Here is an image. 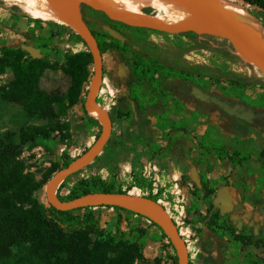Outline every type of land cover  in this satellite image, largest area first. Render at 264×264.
<instances>
[{
	"label": "trees",
	"instance_id": "obj_1",
	"mask_svg": "<svg viewBox=\"0 0 264 264\" xmlns=\"http://www.w3.org/2000/svg\"><path fill=\"white\" fill-rule=\"evenodd\" d=\"M227 1L239 3L264 26V0ZM81 6L85 8H81L83 19L94 34L101 54H112L128 70L124 82L128 98L133 104V110L118 111L117 116L124 117L130 123L142 124L145 119L142 111L152 108L153 115L157 119L155 126L157 129H161L159 131H162V137L168 140L164 148L174 149L179 138L174 135L168 138L169 131H165L164 127L171 123V130H174L185 125L187 120L175 121L170 117L173 108L180 107L181 103L172 96L165 84L171 80H179L203 88V79L196 77L191 70L148 58L132 47L131 34L141 38L142 32L151 29L130 25L106 14L101 15L99 10L85 3H82ZM87 11L91 13L90 19L87 17ZM28 19L36 23L44 22L55 25L52 20H43L33 16H28ZM104 27L116 31L122 39ZM69 34L81 41L86 46V50L67 55L62 64L49 62L44 58H33L21 48L7 46L0 48V74L6 69L12 73V79L8 83L0 85V96L4 100L21 104L27 116L46 121L44 125L19 127L15 131L7 130L0 133V264H137L136 261L139 260L147 263L142 254V248L147 243L150 233L148 228L135 225L137 231L135 240L124 242L116 236H103V230L99 226V216L95 214L92 207L57 210L49 204L45 205L39 202L33 196L41 184L36 180L35 173L27 170L26 164L21 158L22 146L41 145L51 149L54 146L50 137L52 132L64 130L68 133L73 130L70 118L67 122L59 121V116L53 105L57 104L59 114H65L67 111L70 114V110L75 105L84 104L85 99L82 93L92 74L89 68L92 57L86 43L71 29ZM184 34L191 35L194 32L188 31ZM56 35L55 31H51L48 37H36L37 47L46 48ZM57 68L69 77V86L64 93L58 89L47 92L40 87V78L46 69ZM228 81L230 91L223 96H235L246 103L264 106V88H260L252 97L253 94L246 89L251 84L242 79H229ZM96 101L98 105L102 106L99 99L96 98ZM134 116L137 118L135 119ZM111 120L113 122L112 116ZM93 126L100 128L98 119L89 114L84 121V127L89 130ZM99 133L100 129L95 138ZM198 145L201 152L191 160V163L199 169L200 183H204L205 176L203 174L210 172L213 168V163L207 158V154L216 155L221 165L231 164L241 167L251 155L248 149L235 150L224 144L221 139L215 138L209 128ZM162 149L158 143L148 145V151L152 155ZM75 157L69 156L67 150H64L60 160L51 164L45 171V181L55 171L68 165ZM201 163H205V168L200 167ZM88 165L68 176L60 184L57 195L61 200H71L92 192L129 191V189L115 188L117 180L113 174L109 175L107 179L102 178L99 173L81 176ZM141 170L142 166L137 160L131 162L129 187L147 189L148 193L142 194V196L154 201L162 200L172 203V194L162 187H155L154 181L147 179ZM69 179L72 180L69 189L67 192L61 193ZM261 180L260 177L255 178L256 182ZM242 181L243 186L247 188L245 177L242 178ZM226 186H230V184L226 182ZM153 189L156 190L154 193H152ZM100 206L111 207L116 212L124 213L126 220H130L134 215L145 217L119 206L107 204ZM76 210L81 212L76 213ZM208 210L210 218L206 226V235L208 239L216 243L208 249L215 252L216 256L205 260L204 264H221L226 258L227 245H222L217 240H223L226 235H229L228 239L243 244L247 243L253 234L252 230L250 234L244 233L245 225L240 229L231 225L227 218L228 214L220 215L219 209L214 207L213 203L209 204ZM189 215L190 210H186V221H189L187 218ZM150 222L158 228L160 237L167 240V245L175 254L167 234L158 224L151 220ZM91 235H94L95 238L92 239ZM226 241L229 240L226 239ZM188 255V264H192L189 251ZM173 264H177L176 256H174Z\"/></svg>",
	"mask_w": 264,
	"mask_h": 264
},
{
	"label": "rangeland",
	"instance_id": "obj_2",
	"mask_svg": "<svg viewBox=\"0 0 264 264\" xmlns=\"http://www.w3.org/2000/svg\"><path fill=\"white\" fill-rule=\"evenodd\" d=\"M221 1L228 2L227 0ZM78 3L80 9H85L81 6V4L84 3L83 1H78ZM95 9L99 10L101 15L106 14L107 16H110L102 8ZM146 11L159 17H166L165 11L163 9L160 10L157 6L149 7ZM0 12L4 17L9 15H23L26 17L31 16L25 12L22 6L16 5L10 0H0ZM87 15L88 19H90L91 13L87 11ZM52 21L55 22V25L53 26H55L54 31L57 35L53 38L51 44H49L46 48H42L39 54L33 58H44L49 62L62 64L64 63L67 55L86 50V46L81 41L75 39L69 34L71 27L66 22L59 20ZM149 29L151 30L142 32L143 36H141V38L134 34L130 35L133 42L132 47L148 58H154L164 64L172 65L174 67H183L193 71L196 77L203 79V88H207L210 91L217 92L221 95H226L230 91L229 79H242L251 84L247 86L246 89H248V91L252 94H256L260 88H264V76L260 73L258 68L245 62L235 52L232 45L225 38L215 34L198 33L195 31H193L194 34L187 35L184 34L185 32H188L186 30L175 32L158 28ZM72 31L74 32V30ZM119 67L121 69H119L122 78L121 83L123 82L125 84V77L128 73L127 67L118 62L112 54H103L102 80L96 93L97 99L99 91L101 96L105 97L103 100L101 99L100 102L102 103V106L113 115V119L116 122L120 118L117 116L118 111H130L128 105L115 110L114 108L115 106H118V102L122 98L123 94L117 96V93L112 92V94H109L108 92L109 89H112V84H114L113 82L116 81V75ZM89 68L93 74V59ZM90 77L82 93L84 99L88 91ZM11 79V71L6 69L5 72L0 74V85L8 83ZM40 79L39 85L41 83V86L43 87H45V84H51L50 86H52V89L49 92H53L58 89L61 93H64L70 83L69 77L62 73V71L58 68L48 69L45 73H43ZM66 79H68L69 83L65 89L64 80ZM169 82L170 81L165 84L166 88H168ZM116 83L118 82L116 81ZM53 106L61 123L67 122L70 118V121L73 124V130L68 133L64 130L62 132H52L50 137L54 142V146L51 149L41 145L33 147L24 145L22 146L21 152V158L24 160L27 170L34 172L36 180L41 184V187L34 192L33 196L36 200L44 203L45 205L48 204L45 187L50 179L49 178L46 181L44 179V173L47 168L54 162H58L60 160V156H62L64 150H67L69 156L71 157L81 154L93 143L96 139L95 135L100 129L98 126H93L89 130L85 131L81 125H76V116L79 113H76L78 111L76 108H73V110L70 111L72 114H69L68 111L65 114H59L60 112L57 109V104H54ZM143 112H145V114ZM142 114H144L145 117L147 114L154 116L152 108L143 110ZM45 123L46 121L43 119L27 116L21 104L4 100L0 96V133L7 130L15 131L19 127L44 125ZM159 130L161 129L156 130L157 138L163 141V137L161 135L162 131ZM154 135H152L153 137L145 135L139 139V151L134 160H137L138 158L140 160L144 159L145 154H148L149 152L148 144L153 138H155ZM116 140L119 141V139ZM112 142H114V138H112ZM139 164L142 166L141 171L143 174V165L142 163ZM91 173H99L104 179H107L109 175L113 174L117 180L115 188H121L123 190L129 189L128 192L133 194L142 195L148 193L147 189L129 187L131 182L130 166L124 162L121 166L112 167L110 164L103 166L101 159H97V161H93L88 165V167L82 172L81 176H87ZM203 175L205 176L204 183H200V177L198 175L197 187H195L196 185L194 186V184L190 181L186 183L183 179H177L176 182H178V186L181 188V193H183L182 187L188 188L186 196H184L183 199H180L179 201L173 200L172 203L162 200L158 201L165 207V210L174 219L176 225L179 227V231L187 243L188 250H190L192 259L197 263L201 262L204 264V261L207 260L205 258H208L210 254V251H208L207 248L208 246H206L210 241L206 235V226L210 218V211L208 210V207L210 203H213L214 207H216V194L220 187L222 188L226 186L228 179L225 175L221 176V174L219 175L211 172H205ZM152 176V174L147 176V179L152 180ZM246 179L247 178L245 177V181ZM71 181L72 180L69 179L65 183L61 193L67 192ZM155 191L156 190L153 189L152 193ZM91 207L95 214L99 216V226L103 230V236H116L124 242H131L134 241L137 236L135 225L141 228H148L150 233L147 238L146 245L142 248V254L147 263L139 260L136 261L137 264L174 263V256H176V254H174L171 247L167 245V240L160 237V231L157 227L151 224L150 220L137 215L132 216L130 220H126L124 213L116 212L111 207L100 205ZM186 210H190V215L187 217L189 221L185 220ZM80 212V210H76V213ZM220 215L224 214L220 213ZM244 221H247V219ZM236 222H239V220L237 221L236 219ZM236 222L232 223L229 220V223L233 226H235ZM248 222L249 220L244 223L246 226L244 233L250 234L253 228H256L257 233L253 234L252 232L253 236L247 243L239 244L235 240L228 239L229 235H226L223 240H217V242H221L222 245H227L225 252L226 258L221 264H264V214L262 219L259 220L258 226L254 224L250 229ZM239 226L241 225L239 224ZM91 238L94 239L95 236L91 235ZM226 239L229 241H226ZM213 242L215 243V241ZM212 254L214 253L212 252ZM212 258H215V256H212Z\"/></svg>",
	"mask_w": 264,
	"mask_h": 264
},
{
	"label": "crops",
	"instance_id": "obj_3",
	"mask_svg": "<svg viewBox=\"0 0 264 264\" xmlns=\"http://www.w3.org/2000/svg\"><path fill=\"white\" fill-rule=\"evenodd\" d=\"M54 27L44 22L36 23L23 15L4 17L0 12V48L2 46L21 48L27 52V55L35 57L42 50V48L37 47L36 37H48L51 31H54ZM119 69L120 67L116 75L118 83L114 81L112 89H109L108 92L109 94L117 93V96L123 94L118 106H115V110L125 105L133 110L126 86L123 82L121 83L122 78ZM64 83L66 89L69 83L68 79L64 80ZM50 85L45 84L43 87L40 83L41 88L47 92L52 89ZM167 89L181 103L180 107L173 108L171 111L172 119L175 121L187 120L185 125L174 130H171V123L164 127L165 131H169L168 138L171 135L179 138L174 149L164 148L168 141L166 138H163V141L157 138L156 118L154 116L147 114L142 124L130 123L121 117L117 122L113 119L111 137L94 161L101 159L103 166L110 164L112 167H117L121 166L123 162L130 166L131 161L136 158L139 151V139L145 135L152 136L155 134V138L148 145L158 143L163 149L154 155L149 151L144 156L145 160L139 158L137 160L143 165L145 177L153 175L154 186L162 187L165 191L173 193L172 195L176 196H172V199L179 201L186 196L188 188L182 187L183 193H181V188L176 182L177 179H183L186 183L190 181L198 186L199 169L191 163V160L200 154L198 144L209 128L215 138L221 139L224 144L235 150L248 149L251 154L242 167L231 164L221 165L216 155H206L213 163L210 172L219 175L224 174L230 184V186L220 187L215 201L219 205L229 203L223 214L231 212L227 218L232 223H235L236 219L239 220L235 224L237 229L245 225L244 223L248 220L250 229L254 224L258 226V222L264 214V106L252 105L238 97L223 96L207 88H200L179 80H171ZM254 96L255 94L252 95V97ZM104 98L99 91L98 99L103 100ZM73 108L78 110L76 113L79 112L76 116V125H81L87 131L84 127V121L90 113L86 109L85 103L75 105ZM143 113L145 114V112ZM70 114L72 113L70 112ZM111 116L113 118L112 114ZM112 138H114V142H112ZM200 167L205 168V163H201ZM243 177L247 178L245 182L247 188L243 186ZM256 177H260L262 180L256 182ZM246 219L247 221H244ZM253 230V234L257 233L256 228ZM213 245L214 242L210 240L206 246L210 248ZM188 251L190 252V250ZM212 252H209L208 258L216 256L215 252H213L214 254ZM190 261L192 264H203L195 262L191 254Z\"/></svg>",
	"mask_w": 264,
	"mask_h": 264
},
{
	"label": "water",
	"instance_id": "obj_4",
	"mask_svg": "<svg viewBox=\"0 0 264 264\" xmlns=\"http://www.w3.org/2000/svg\"><path fill=\"white\" fill-rule=\"evenodd\" d=\"M52 1L69 16L70 21L66 23L84 40L91 53L93 59V74L89 80L88 91L85 96V106L91 115H93L92 112L98 113L99 117L97 119L100 124V133L93 143L81 154L76 156L68 165L52 174L45 187L48 204L57 210H73L81 207L107 204L119 206L145 216L158 224L167 234L175 250L177 264H188L189 255L187 243L182 237L180 231H178V226L159 201H154L140 194H133L130 192H92L75 197L71 200H61L58 197L57 189L60 184L68 176L94 161V159L102 152L112 132V120L110 113L105 110L103 106L98 105L96 101V93L102 80L103 55L100 52L94 34L83 19L79 3H71L67 0ZM190 2L198 9L206 20L216 26L220 32L219 36L228 40L235 52L245 62L257 67L260 73L264 76V57L252 54L247 37L223 17V15L211 4L210 0H190ZM84 3L87 4L86 2ZM104 28L122 39L120 34L116 31L109 27ZM228 205V202H226L225 205H219L215 202V206L219 208L221 214H223Z\"/></svg>",
	"mask_w": 264,
	"mask_h": 264
},
{
	"label": "bare ground",
	"instance_id": "obj_5",
	"mask_svg": "<svg viewBox=\"0 0 264 264\" xmlns=\"http://www.w3.org/2000/svg\"><path fill=\"white\" fill-rule=\"evenodd\" d=\"M23 7L33 17L46 20L69 22V16L52 0H10ZM78 1L102 8L111 18L130 25L166 29L171 31L195 30L198 33L220 35L216 26L206 20L190 0H67ZM211 4L248 39L253 55L264 57V26L239 3L210 0ZM238 4L240 6L234 5ZM157 6L165 11L166 17H159L146 11ZM152 11V10H151ZM92 114L98 118L96 112ZM172 236V235H170Z\"/></svg>",
	"mask_w": 264,
	"mask_h": 264
},
{
	"label": "flooded vegetation",
	"instance_id": "obj_6",
	"mask_svg": "<svg viewBox=\"0 0 264 264\" xmlns=\"http://www.w3.org/2000/svg\"><path fill=\"white\" fill-rule=\"evenodd\" d=\"M110 113V112H109ZM110 116H111V113H110ZM200 150V149H199ZM200 152H201V150H200ZM199 174V173H198ZM221 175H223L224 176V174H221ZM200 179V178H199ZM228 184H229V182H228ZM219 209V208H218ZM219 212H220V210H219Z\"/></svg>",
	"mask_w": 264,
	"mask_h": 264
}]
</instances>
